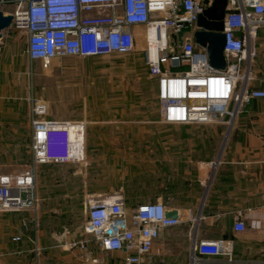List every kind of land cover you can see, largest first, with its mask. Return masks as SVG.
<instances>
[{
    "label": "built area",
    "instance_id": "2783aa9c",
    "mask_svg": "<svg viewBox=\"0 0 264 264\" xmlns=\"http://www.w3.org/2000/svg\"><path fill=\"white\" fill-rule=\"evenodd\" d=\"M11 4L15 5L11 27L26 33V54L44 69L69 57L130 55L137 46L134 30L142 29L139 53L155 80L165 125L231 121L245 105L264 100V74L258 80L253 69L260 52L257 33L264 27V0H227L223 70L210 65L206 48L194 42L196 22L206 8L203 0H0L1 9ZM179 33H183L182 45H178ZM185 63L188 68L183 70ZM29 101L31 164L13 174H0V211L36 209L37 165L78 164L84 159L85 125L48 120L46 104L32 97ZM167 209L154 202L129 214L122 193L90 203L85 231L103 253L90 259V264H107V257L119 252L123 254L119 264H154L153 248L161 231L182 223V215L166 218ZM233 231H245L242 219L234 222ZM220 258L224 260L219 262ZM188 264L259 263L237 262L230 243L194 236Z\"/></svg>",
    "mask_w": 264,
    "mask_h": 264
},
{
    "label": "rangeland",
    "instance_id": "374dc122",
    "mask_svg": "<svg viewBox=\"0 0 264 264\" xmlns=\"http://www.w3.org/2000/svg\"><path fill=\"white\" fill-rule=\"evenodd\" d=\"M14 8L15 5L11 4L10 12ZM23 32L14 27L2 32L3 35H12L14 39L10 45L1 46V83L3 88H12V95L3 101V107L13 103L12 107L18 108V116L26 123L27 109L31 104L25 98L31 93L33 99L45 102L54 111L52 118L59 119L57 113L65 110L66 116H75L76 120H99L96 124L85 125L82 162L39 164L35 169L38 197L66 200L65 208L69 214L65 216L70 219L73 228L83 234L75 238V241L91 238L85 231L89 205L101 196L125 194L124 197L129 202L131 200L129 214L138 206L135 203L137 199L154 196L158 192L154 186L151 184L143 187L141 183L148 179L145 176L154 177L169 172V151L194 150L198 156L203 154V160L212 162L218 156L224 141L226 123L230 118L223 123L216 121L188 127L155 126L149 123L158 118L159 113L153 81L149 78L139 52L126 56L63 58L55 60L49 68L44 69L39 61L31 62L27 59L26 35ZM258 33L259 39L264 36V29ZM263 62L264 48H261L253 64L258 80L261 79L259 68ZM187 68L185 63L182 69ZM127 118L130 124H125ZM19 133L16 157L0 158V165H6L11 174L29 166L32 160L29 140L25 138L24 130H19ZM139 133L155 134L160 140L156 150L161 152V162H155L154 157L146 158L147 162H151V173L139 172L142 170V157H139L141 151L136 138ZM194 159L201 160V157ZM186 231L187 226L181 225L174 228L172 233L178 241L174 255L185 259L188 256ZM99 255L101 257L103 253L98 252ZM107 259V264L120 263V256L116 254L109 255ZM158 262L156 258L154 264Z\"/></svg>",
    "mask_w": 264,
    "mask_h": 264
},
{
    "label": "crops",
    "instance_id": "0c3cea01",
    "mask_svg": "<svg viewBox=\"0 0 264 264\" xmlns=\"http://www.w3.org/2000/svg\"><path fill=\"white\" fill-rule=\"evenodd\" d=\"M10 9L11 5H6L1 10L10 14ZM134 32L137 37L134 53H138L143 47L139 35L142 29H135ZM258 34L260 50L264 48V36L258 39ZM13 40L12 35L2 34L0 56L1 46H8ZM259 69L260 75H263L264 62ZM1 76L0 71V158L16 157L19 130H24L32 159L30 106L26 123L18 116V108L12 107L13 103L5 102L8 103L7 107H3V101L12 95V88H3ZM151 80L156 97L155 80ZM30 97L31 93L25 99L29 101ZM46 106L48 120L82 122L84 125H93L99 121H93V118L89 122L76 120L75 116H66L65 110L58 112L59 119H55L51 117L54 111ZM229 122L225 127L223 145L213 162L203 160V154L198 156L194 150L169 151V172L154 177L145 176L148 179L141 183L143 187L152 184L158 192L154 196L137 199L135 203L138 206L161 202L166 208L178 210L182 215L180 225L161 231L153 248L158 263L188 264L194 236L200 240L230 243L237 262L264 263V100H255L245 105L238 116ZM149 123L165 125L160 115ZM125 124H130L129 118L125 119ZM157 136L145 133L136 135L141 151L139 157H142L140 173L152 171L149 169L151 162H147L146 158L154 157L155 162H161V152L156 150L160 142ZM152 147L155 149L151 150ZM195 157H201V160H195ZM0 174H11V171L6 165H0ZM125 200L128 209L131 200L129 202L127 197ZM66 206L65 199L48 197L39 198L34 210L0 211V264H90V259L100 257V250L91 238L75 241V238L83 234L73 228L67 218L69 211ZM238 218L245 223V231L242 233L233 231V224ZM181 225L188 228L186 259L174 255L178 241L172 233L174 228ZM81 244L84 248H81ZM115 254L123 256L120 252ZM223 260L220 258L219 262Z\"/></svg>",
    "mask_w": 264,
    "mask_h": 264
},
{
    "label": "water",
    "instance_id": "95a60500",
    "mask_svg": "<svg viewBox=\"0 0 264 264\" xmlns=\"http://www.w3.org/2000/svg\"><path fill=\"white\" fill-rule=\"evenodd\" d=\"M206 8L201 16H199L195 31L193 33L194 42L200 47L206 48L207 56L210 65L223 70L226 67V61L223 56L224 35L223 17L227 0H203ZM13 16L5 14L0 8V41L2 39V32L11 27ZM183 33L177 35L178 45H182ZM176 44L174 45V47ZM181 215L180 211L175 209H167L165 217L168 219H177Z\"/></svg>",
    "mask_w": 264,
    "mask_h": 264
}]
</instances>
